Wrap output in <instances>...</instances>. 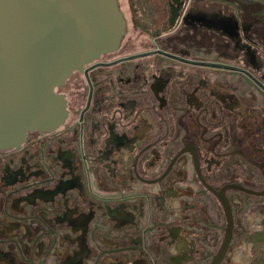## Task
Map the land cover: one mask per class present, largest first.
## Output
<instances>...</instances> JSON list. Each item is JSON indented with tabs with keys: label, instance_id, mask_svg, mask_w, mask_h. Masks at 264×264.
Wrapping results in <instances>:
<instances>
[{
	"label": "flooded vegetation",
	"instance_id": "1",
	"mask_svg": "<svg viewBox=\"0 0 264 264\" xmlns=\"http://www.w3.org/2000/svg\"><path fill=\"white\" fill-rule=\"evenodd\" d=\"M117 1L122 44L57 90L65 122L0 150V264H232L247 203L246 262L264 264V163L259 175L226 177L208 126L193 122L209 96L239 110L224 87L244 76L261 101L250 95L259 112L242 121L256 120L261 138L264 13L231 0Z\"/></svg>",
	"mask_w": 264,
	"mask_h": 264
},
{
	"label": "water",
	"instance_id": "2",
	"mask_svg": "<svg viewBox=\"0 0 264 264\" xmlns=\"http://www.w3.org/2000/svg\"><path fill=\"white\" fill-rule=\"evenodd\" d=\"M125 34L117 0H0V150L58 129L67 111L57 90Z\"/></svg>",
	"mask_w": 264,
	"mask_h": 264
},
{
	"label": "rangeland",
	"instance_id": "3",
	"mask_svg": "<svg viewBox=\"0 0 264 264\" xmlns=\"http://www.w3.org/2000/svg\"><path fill=\"white\" fill-rule=\"evenodd\" d=\"M237 1L241 4H249L253 5L255 8L253 10H258L264 13V0H231ZM214 55H210V59H213ZM233 75V74H232ZM228 74L226 80V97L225 100H228V97H234L241 102L242 107L239 110H231L222 111L220 106L218 108L217 105L213 101L214 97L209 96L207 103L209 104V111L206 115L195 116L193 119L194 125L197 128H203L205 125L208 126L209 129L207 138L213 144L217 142L213 146H209L207 148L208 152L215 150L217 153L223 154L225 157V161H228L226 168L227 175L229 178L236 176L242 180L248 178L251 172L259 175L260 167L264 163V132L259 133L261 136L258 137L255 134V131H250V128H254L256 125V120L250 118L249 120L242 121L245 116H253L254 112H259L258 103L255 104L251 101L250 95L258 97L259 95L255 94L259 92L256 88L252 85V83L245 78L244 76H232ZM241 82L240 87L242 90L239 92H234L230 86H233V83ZM228 87V88H227ZM230 87V88H229ZM236 99L237 102H239ZM229 101V100H228ZM230 102V101H229ZM221 109V110H220ZM241 109L243 111H241ZM208 118V123H207ZM264 121V120H263ZM264 123V122H263ZM219 136V139H218ZM204 138L203 131H201L200 140ZM253 140L259 141V145H254ZM262 144V145H261ZM240 152V153H239ZM210 155V153H208ZM246 157L249 162L254 161L257 164V168L251 167L248 161L244 160ZM218 169H216V173ZM254 203H247V205H241V209H239L237 215V231H236V239L232 246L231 253L233 254L230 256V260L232 264H238L235 262V258L240 257V264H248L246 262V257H250L253 255V248L252 243L244 238L245 233L254 234V230L252 227V217H253V210L252 207ZM261 221H263V217H260ZM260 253V252H259Z\"/></svg>",
	"mask_w": 264,
	"mask_h": 264
}]
</instances>
